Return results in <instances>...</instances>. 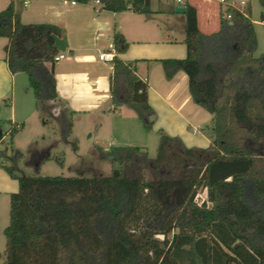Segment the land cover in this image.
<instances>
[{
	"label": "trees",
	"instance_id": "trees-1",
	"mask_svg": "<svg viewBox=\"0 0 264 264\" xmlns=\"http://www.w3.org/2000/svg\"><path fill=\"white\" fill-rule=\"evenodd\" d=\"M97 1L114 13H150L148 0ZM258 1L264 9V0ZM184 7L186 56L160 63L167 78L183 71L193 102L212 115L209 145L186 148L178 137L159 131L155 158L138 146L112 147L103 157L115 165L100 177L17 176L3 166L18 189L9 196L7 258L1 264H264V53L253 55L251 8H228L231 20L220 11L218 30L204 34L196 9ZM260 16L264 20V11ZM55 35L61 36L55 25L22 23L13 0L0 11L8 69L27 74L37 101L57 97ZM112 45L117 54L128 46L118 32ZM112 67V102L134 107L144 120L152 112L147 83L117 56ZM68 119L61 118L64 138ZM144 124L148 129L151 123ZM22 127L8 129L11 143ZM169 149L180 162L195 164L177 182L183 191L174 204L168 203L171 180L155 185L147 178L162 166L170 173ZM201 188L206 199L199 203Z\"/></svg>",
	"mask_w": 264,
	"mask_h": 264
},
{
	"label": "crops",
	"instance_id": "crops-1",
	"mask_svg": "<svg viewBox=\"0 0 264 264\" xmlns=\"http://www.w3.org/2000/svg\"><path fill=\"white\" fill-rule=\"evenodd\" d=\"M148 1L150 13L141 14L131 10L114 13L102 9L101 4L96 1L84 4L69 0H13L15 12L22 23L55 25L60 29V38L65 44V50L59 52L64 57L56 61L53 68L57 97L40 101L44 104L39 105L43 109L50 108L53 112L57 110L55 108L66 109L74 112V115L84 111V106H93L103 114L134 116L132 113L136 110L132 106L112 102L110 94L112 63L103 62L98 58L99 53L114 50L112 36L118 32L128 46L123 53L115 52V56L126 64H133L136 76L147 83V101L152 111L148 116L152 115L151 123L159 125L160 130L161 128L167 130L168 127L172 128L173 124L179 123L180 129L189 127L194 133H198L204 124L203 133L199 140L196 139L198 145H187L185 138L188 137L182 134V131L176 133L180 135V140L186 148L204 149L203 144L208 146L210 143L207 128L211 126L212 115L193 102L186 74L183 71H176L171 78H167L160 60L181 59L186 55L183 42L185 15L176 12L177 7L192 5L196 9L199 30L204 34H210L219 28L220 6L216 5L218 21L214 28L208 19L209 10L202 8L197 0H182V3L175 0ZM209 1L213 0H204V5H208ZM8 3L9 0H0V11ZM101 40L103 43H100ZM7 44L6 38L3 54H0V99H11L9 120L18 127L20 124L16 121L15 112L16 86L19 83L21 91L24 82L18 78L20 72L11 73L8 69L5 53ZM66 52H69V55ZM46 66L50 67L48 63ZM105 82L109 86L107 97L102 101H88L86 95L82 93L85 91L83 89L86 86L91 87L94 92ZM54 114L56 117L58 113ZM12 190L3 192L10 196Z\"/></svg>",
	"mask_w": 264,
	"mask_h": 264
},
{
	"label": "rangeland",
	"instance_id": "rangeland-1",
	"mask_svg": "<svg viewBox=\"0 0 264 264\" xmlns=\"http://www.w3.org/2000/svg\"><path fill=\"white\" fill-rule=\"evenodd\" d=\"M153 1L155 2V0ZM203 1L197 0V3L202 8L209 10L208 19L216 28L215 23L218 21L216 5H218V1H209L208 5H204ZM233 1L236 3L244 1L250 5L251 20L257 39V47L253 55L257 57L264 53V20L260 16L264 9L260 6L258 0ZM4 42H6V38H0L1 55L3 54ZM100 43H103V40ZM66 54L69 55V52H66ZM18 76L24 83L21 91L19 83L16 86V121L18 124H24L14 134L12 143L7 132L11 126H15L9 120L11 99H0V118L4 119L1 120V129L4 136L0 139V190L2 191L0 193V264L7 258L4 229L9 222V194L7 195L3 191L13 189L12 192H16L18 189L17 180L11 177L3 166L8 167L17 176H108L115 164L104 158L103 153L110 151L112 147L138 146L145 150L149 158H155L160 144L159 131L171 137L178 136L179 139L181 137L176 133L182 131V134L188 137L185 138L187 145H198L196 139L199 140L205 127L203 124L199 132L194 133L191 128L180 129L179 123H175L172 128L168 127L167 130L161 128L162 130H160L159 125L151 123V119L147 120L148 116L144 120L140 119L136 111L132 113L134 114L132 117L131 114L120 115L116 113L115 115H109L95 110L93 106H84V111L77 112L75 115L72 111L55 108L60 110L59 112L54 111L58 113L55 117L50 108L44 107L43 109L40 107L39 104L44 103H40L34 97L32 90L29 88L27 74L20 72ZM108 88L109 86L105 82L94 92L91 87L86 86L83 89L85 91H82V93L86 95L88 101L97 102L107 97ZM62 117L69 118L70 121V134L66 138L62 135ZM144 122L151 123L148 129L145 127ZM207 131L209 132V128H207ZM203 145L204 148L207 146V144ZM167 154L172 159L169 167L170 173L167 174V167L162 166L155 172H149L147 178L153 180L155 185H158L164 179L171 180L173 184L171 185V197L168 203L174 204L179 201L183 191L177 182L190 176L191 167L195 164L193 160L188 158L180 162L179 157L172 153V149H169ZM134 172L137 174L136 171ZM195 199L199 203L206 199L203 188L197 190Z\"/></svg>",
	"mask_w": 264,
	"mask_h": 264
},
{
	"label": "built area",
	"instance_id": "built-area-1",
	"mask_svg": "<svg viewBox=\"0 0 264 264\" xmlns=\"http://www.w3.org/2000/svg\"><path fill=\"white\" fill-rule=\"evenodd\" d=\"M178 3H182V0H175ZM218 4L220 6V11L223 14V18L227 19V20H231L232 19V14L228 13L226 10L228 8L232 9V10H237L241 13L244 12L243 10V6L246 5V2L241 1L240 3H236L233 0H217ZM96 3H98V1L96 0ZM64 57V55L62 53H58L57 55H55L54 60L58 61L60 59H62ZM115 57V51L111 50V51H103L101 53H99L98 58L99 60L103 61V62H107V63H112ZM195 131V130H194Z\"/></svg>",
	"mask_w": 264,
	"mask_h": 264
},
{
	"label": "water",
	"instance_id": "water-1",
	"mask_svg": "<svg viewBox=\"0 0 264 264\" xmlns=\"http://www.w3.org/2000/svg\"><path fill=\"white\" fill-rule=\"evenodd\" d=\"M176 12L178 13H184L185 11V7L184 6H179L175 9ZM54 45L57 48L58 51L63 52L65 50V44L64 41L58 37V36H54ZM152 118V115L147 117V120L149 121ZM2 138V130L0 129V139Z\"/></svg>",
	"mask_w": 264,
	"mask_h": 264
}]
</instances>
